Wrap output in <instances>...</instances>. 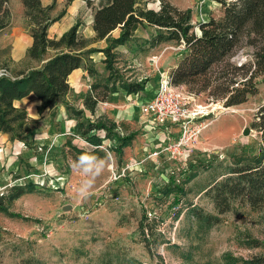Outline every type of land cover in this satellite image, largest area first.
<instances>
[{"label": "rangeland", "instance_id": "obj_1", "mask_svg": "<svg viewBox=\"0 0 264 264\" xmlns=\"http://www.w3.org/2000/svg\"><path fill=\"white\" fill-rule=\"evenodd\" d=\"M100 1L94 0L75 17L84 32ZM147 1L150 8H159L160 0ZM168 1L192 10L196 33L197 24L207 20L203 15L208 6L209 18H220L223 13L219 0ZM7 7L11 19L0 32V73L7 69L14 75L6 66L10 61L11 29L27 28L22 16H15L17 1L8 0ZM151 31L143 26L141 36L128 44L131 56H117L116 86L122 81L154 84L181 60L182 45L171 42L149 46ZM246 50L241 49L234 59L247 60ZM99 74L94 82L103 79ZM180 87L190 101L189 108L204 115L200 121L205 127L187 145V157L161 152L154 159L141 153L145 144H153L159 151L167 141H176L177 123L172 127L177 126L178 131L163 138L148 135L136 121L120 122L119 134H135L120 156L114 152L119 144L116 135L111 133L107 138L98 130H90L87 135L97 134L101 139L91 157L104 162L102 172L94 179L84 172L89 165L78 153L92 148L71 126L57 129L69 140L66 145L39 147L28 141L31 121L22 140L0 144V196H6L14 185L32 184L16 199L3 200L9 212L20 218L0 212V264H242L264 256V207L236 205L218 215L217 223L211 226L191 213L194 207L204 214L217 215L205 190L238 158L259 154L262 132L252 126L264 125V75L257 78V94L235 106L225 107L224 100L214 99L208 92L195 94ZM80 95L70 92L73 104L78 103ZM105 103L100 105L101 110L109 108ZM97 110L87 113L88 118H78L83 130L87 122L95 121ZM88 179H93L91 194L82 199L79 188ZM167 187L179 188L182 193L165 196ZM140 221L144 232L139 228Z\"/></svg>", "mask_w": 264, "mask_h": 264}, {"label": "trees", "instance_id": "obj_2", "mask_svg": "<svg viewBox=\"0 0 264 264\" xmlns=\"http://www.w3.org/2000/svg\"><path fill=\"white\" fill-rule=\"evenodd\" d=\"M73 0H65L68 6ZM223 7L220 18L210 17L197 24L199 32L194 30L192 10L180 9L168 0H160L159 8L148 7L147 0H101L94 9L92 29L95 36L84 38L79 34L80 22L65 31L59 38L47 36L48 27L58 21L64 10L53 15L56 1L43 6L40 0H21L23 19L32 44L27 50V58L43 61L48 50L54 54L40 66L20 75H0V132L8 134L10 141L22 140L29 132L30 119L24 109L15 107L13 102L30 93L39 100V112L46 108L54 114V109L64 104L70 115L80 116L66 101L70 92L69 74L78 68L89 75H96L90 54L101 52L103 64L108 75L99 82H93L90 92L83 99V105L91 112L99 102L116 89L119 80L115 68L117 53L115 48L133 39L139 26L148 25L156 28V33L148 40L149 46L164 43L182 45L184 53L181 60L169 72L173 86H185L189 92L199 94L208 92L214 99L224 100V106L244 103L248 96L257 94V78L264 75V0H219ZM8 0H0V32L10 23L11 13L7 7ZM87 6L91 1L86 0ZM118 30L117 36L112 33ZM104 41L103 48L89 47L92 42ZM246 50L247 60L238 62L235 55ZM120 87L127 92H134L142 86L122 81ZM76 124V131L95 148L79 150L84 156H93L101 139L97 134L87 135L90 130L104 129L109 137L112 127L102 120ZM261 128L262 144L258 155L238 158L232 167L223 173L205 190L217 215L204 214L202 209L192 208L191 213L205 226L217 223L218 215L229 212L236 205H247L253 209L264 207V125L253 124ZM120 144L115 151L121 154L132 136H118ZM32 184L14 185L6 196H0V212L20 218L11 213L4 205V199L12 201L30 189ZM182 193L179 188L164 189V195ZM146 218V217H145ZM144 232L143 221L140 227ZM146 237V234H144ZM242 264H264V256L254 257Z\"/></svg>", "mask_w": 264, "mask_h": 264}, {"label": "crops", "instance_id": "obj_3", "mask_svg": "<svg viewBox=\"0 0 264 264\" xmlns=\"http://www.w3.org/2000/svg\"><path fill=\"white\" fill-rule=\"evenodd\" d=\"M17 1V11L15 16L20 18L22 16L23 18V6L21 3V0ZM56 1V7L52 14L56 13L58 14L60 11L64 10L63 15L61 18L52 23L48 29H47V36L49 38H59L65 31H67L71 26H73L76 21L75 17L77 16L79 10L83 9L84 7H89L86 4V0H73L68 6H64L65 0H55ZM91 1V5L94 0ZM41 4L43 6L49 5L53 2V0H40ZM98 6V5H97ZM149 7V6H148ZM150 8V7H149ZM153 9V8H152ZM155 10V9H154ZM210 7L208 6L206 11V15L204 14L203 17H206L205 19L208 20L209 18V11ZM55 14V15H56ZM93 15V14H92ZM81 26V24H80ZM79 26V34L82 35L84 38L92 39L95 36V33L92 29V20L89 27H87V30L84 32L81 30V27ZM152 28V31L149 32L151 36H153L156 33V28L148 25H143ZM143 26H139L133 36V39L124 44L119 45L115 48V51L117 53V56L121 53H125L128 56H131V49L128 47V44L132 43L133 41H136L137 36H141V32L143 31ZM116 33V34H114ZM118 30H115L112 33V36H117ZM103 43L102 46H100ZM32 44V37L28 33L23 26H15L11 29V42H10V61L7 62V67L14 72V75H20V72L26 73L30 69L36 68L40 66L44 61H46L48 58H50L54 51L48 50L45 54V57L43 61H35L27 58V50ZM105 46V42L102 41H96L92 42L89 47H95V48H103ZM97 55H94V53L90 54V58L92 59L93 66L96 69V74L100 73V77L105 78L108 75V72L106 71L103 62L104 55L101 52H95ZM96 60L99 61V65L96 64ZM101 67V69H100ZM169 74V72H168ZM13 75V76H14ZM89 75L85 70L78 68L73 70L69 76H68V83L70 86V92H74L76 94H81L79 97V101L77 104H73L70 100V92L68 96L66 97L67 103H69L75 110L81 111V115H83L85 118H88L87 113L91 112L90 110L86 109L83 105V99L85 96L90 92V86L95 81V77ZM158 81L154 82V84H140L142 87L134 92H127L120 86H116V89L111 92L107 98L99 102V106L96 105L93 112L94 113L97 108V113L95 115L96 119H94L93 123L97 122V120H102L107 125H110L112 127L111 133L113 135L118 136H132V139L130 143L127 146H124L122 148L121 154L117 153L115 150L114 152L118 154L119 156L122 155L123 149L130 146L132 140L134 139L135 134H119L120 132V122H132L136 121L140 127H144V129L148 132V135L151 136H160L162 135L163 138L165 134H172L175 130L178 131L177 126L173 124L175 123L172 120H166L164 124L162 125H153L151 123L150 117L145 114L142 111V103L146 102L148 99H150L156 90V87L158 85ZM116 85V83H115ZM107 100V101H106ZM108 105L106 109H100V105L104 104ZM120 102V103H119ZM15 107L24 109L27 112V115L31 122H33V127L31 128V133L28 135L27 140L32 142L34 145H38L39 147H50L51 145H66L69 143V140H66V137L59 133L57 130L58 128L62 129H68L72 127V130L77 132L75 127L78 122H82V120L78 119L80 116H73L68 113V111L65 108L64 104H60L54 109V114H51V110L49 108L44 109L43 111L39 112L38 107L40 105V100L33 94L30 93L27 96L15 100L13 102ZM77 118V119H75ZM73 122V125H72ZM83 123V122H82ZM84 125V124H83ZM71 126V127H70ZM64 131V130H63ZM100 132L105 131L104 129H100ZM110 133V134H111ZM106 136V131H105ZM148 137V136H147ZM9 135L0 132V144L8 143ZM119 142V141H118ZM120 144V142H119ZM118 144V145H119ZM52 147V146H51ZM155 150V147L153 144H145L142 147L141 153L142 156L148 155L150 152ZM158 157V156H157ZM156 157H154L155 159ZM138 162L142 161L140 158L137 160Z\"/></svg>", "mask_w": 264, "mask_h": 264}, {"label": "built area", "instance_id": "obj_4", "mask_svg": "<svg viewBox=\"0 0 264 264\" xmlns=\"http://www.w3.org/2000/svg\"><path fill=\"white\" fill-rule=\"evenodd\" d=\"M3 74L5 72L0 73V75ZM141 105L142 111L150 117L153 125H162L166 120H172L179 126V136L176 141H167L159 151H152L148 156L157 157L159 153L165 152L170 157H176L182 153L186 154L184 157H187V145L205 126H202L200 121L204 115L196 108H189L190 101L184 96L182 88L173 86L170 83L169 74L163 73L152 97ZM102 133L104 134L105 131ZM88 145L92 149L95 148L89 143Z\"/></svg>", "mask_w": 264, "mask_h": 264}, {"label": "clouds", "instance_id": "obj_5", "mask_svg": "<svg viewBox=\"0 0 264 264\" xmlns=\"http://www.w3.org/2000/svg\"><path fill=\"white\" fill-rule=\"evenodd\" d=\"M81 161L87 163L89 166L84 168V172L90 173L93 179L100 175L103 170L104 162L96 157L84 156L81 157ZM93 179H88L83 182L79 188V195L82 199H86L91 193L90 189L93 185Z\"/></svg>", "mask_w": 264, "mask_h": 264}]
</instances>
